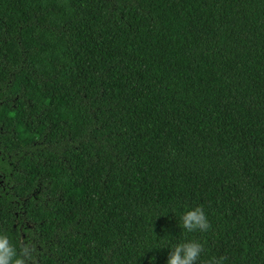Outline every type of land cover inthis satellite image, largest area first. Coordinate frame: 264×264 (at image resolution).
Wrapping results in <instances>:
<instances>
[{
	"label": "trees",
	"instance_id": "1",
	"mask_svg": "<svg viewBox=\"0 0 264 264\" xmlns=\"http://www.w3.org/2000/svg\"><path fill=\"white\" fill-rule=\"evenodd\" d=\"M0 236L22 264H264V0H0Z\"/></svg>",
	"mask_w": 264,
	"mask_h": 264
},
{
	"label": "clouds",
	"instance_id": "2",
	"mask_svg": "<svg viewBox=\"0 0 264 264\" xmlns=\"http://www.w3.org/2000/svg\"><path fill=\"white\" fill-rule=\"evenodd\" d=\"M181 227L187 232L196 230L205 232L208 230L209 224L204 211L200 207H196L183 212ZM201 251L202 245L199 242L178 243L171 248L166 264H195ZM22 254L26 255L27 250H22ZM16 257V249L12 247L6 237L0 236V264H22L21 259ZM212 264H217V262L214 260Z\"/></svg>",
	"mask_w": 264,
	"mask_h": 264
}]
</instances>
